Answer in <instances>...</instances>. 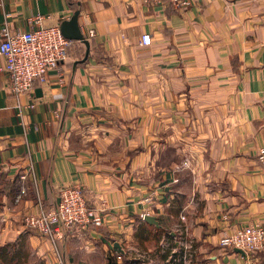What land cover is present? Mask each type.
I'll return each mask as SVG.
<instances>
[{
	"label": "crops",
	"instance_id": "0c3cea01",
	"mask_svg": "<svg viewBox=\"0 0 264 264\" xmlns=\"http://www.w3.org/2000/svg\"><path fill=\"white\" fill-rule=\"evenodd\" d=\"M188 1L0 0V29L78 11L90 44L30 94L0 70V264H264L218 245L264 227V0ZM60 185L103 221L53 244L24 219Z\"/></svg>",
	"mask_w": 264,
	"mask_h": 264
},
{
	"label": "built area",
	"instance_id": "2783aa9c",
	"mask_svg": "<svg viewBox=\"0 0 264 264\" xmlns=\"http://www.w3.org/2000/svg\"><path fill=\"white\" fill-rule=\"evenodd\" d=\"M176 7H187L188 0H169ZM28 31H13L6 21L0 29V55L5 62L0 70L6 73V85L15 96L30 94L34 85L45 86L49 82V74L55 73L58 83L63 82L61 63L67 58L74 41L64 37L58 26H44L40 19ZM90 34L93 31L90 30ZM146 35L143 43H149ZM29 106H33L31 103ZM21 117V112L19 113ZM264 162V149L258 156ZM28 177L34 180L33 164L30 162L27 170L20 176L24 182ZM24 193V187H21ZM102 217L96 209L87 204L85 190L81 185H60L57 188L55 207L46 210L39 201L36 211L28 214L25 225L35 229L54 244L63 237L64 232H79L91 226H101ZM224 248H238L245 253L264 250V227L249 225L225 233L219 239Z\"/></svg>",
	"mask_w": 264,
	"mask_h": 264
},
{
	"label": "water",
	"instance_id": "95a60500",
	"mask_svg": "<svg viewBox=\"0 0 264 264\" xmlns=\"http://www.w3.org/2000/svg\"><path fill=\"white\" fill-rule=\"evenodd\" d=\"M59 28H60L62 35L66 37L67 39H70L73 41H80L81 43L85 45L86 47L85 55L83 59L80 60V62L86 60L89 54L90 44H89V40L85 37V35H83V33L80 30V27L78 24V11H74V13L69 19L62 21ZM36 93L38 96H40L41 89L40 88L36 89ZM144 218H145V221H147L148 223L159 226L154 216L146 215ZM117 247L119 246L117 245ZM234 251H237L240 253L242 252V250L237 249V248L234 249Z\"/></svg>",
	"mask_w": 264,
	"mask_h": 264
},
{
	"label": "rangeland",
	"instance_id": "374dc122",
	"mask_svg": "<svg viewBox=\"0 0 264 264\" xmlns=\"http://www.w3.org/2000/svg\"><path fill=\"white\" fill-rule=\"evenodd\" d=\"M38 203H39V200H38V202L36 203L37 205H38ZM42 207H43V205H42ZM44 209H46V210H49V209H51V208H45V207H43ZM25 223V222H24ZM35 230V229H34ZM38 232V231H37ZM41 234V233H40ZM41 235H43V234H41ZM44 236V235H43ZM48 240H49V237L48 236H45ZM222 237V236H221ZM220 237V238H221ZM52 244V243H51ZM53 245V244H52ZM218 245L220 246V244H219V241H218ZM221 248H223V249H225V250H234V249H236V248H231V249H228V248H224V247H222V246H220ZM238 249V248H237ZM255 251V250H254ZM254 251H252V252H249L248 254H250V255H252V253L254 252ZM58 261H59V259H58ZM165 264H167V263H165Z\"/></svg>",
	"mask_w": 264,
	"mask_h": 264
},
{
	"label": "trees",
	"instance_id": "16d2710c",
	"mask_svg": "<svg viewBox=\"0 0 264 264\" xmlns=\"http://www.w3.org/2000/svg\"><path fill=\"white\" fill-rule=\"evenodd\" d=\"M67 57H68V56H67ZM66 59H67V58H66ZM66 59H65V60H66ZM65 60H64V61H65Z\"/></svg>",
	"mask_w": 264,
	"mask_h": 264
}]
</instances>
